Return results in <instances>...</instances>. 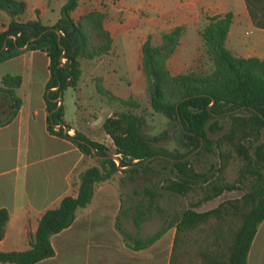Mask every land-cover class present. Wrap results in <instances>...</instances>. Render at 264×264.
<instances>
[{"label": "trees", "instance_id": "16d2710c", "mask_svg": "<svg viewBox=\"0 0 264 264\" xmlns=\"http://www.w3.org/2000/svg\"><path fill=\"white\" fill-rule=\"evenodd\" d=\"M244 2L252 23L264 28V0ZM77 5L78 0H66L58 19L48 24L39 16L17 20L27 7L24 0H0V10L11 17L8 28L0 31V62L21 53L23 49L19 47L34 36L26 49H40L49 57L44 92L47 129L71 139L84 155L97 159V163L78 172L79 185L75 192L65 194L56 207L44 211L36 231L29 234V247L0 250V262L31 264L52 256L55 251L51 235L70 225L77 208L91 202L97 182L109 179L120 169L130 175L140 170L149 171L153 160L164 157L171 163L172 174L166 175L159 186L153 182L134 189L137 194L131 203L134 225L139 228L155 210L162 209L159 199L165 192L186 197L196 194L198 198L180 212L168 214L167 225L135 246L152 242L166 227L175 226L169 264H246L252 239L264 220V58L239 55L226 44L232 11L210 16L200 30L212 62L209 70L170 71L167 59L178 45L184 25L177 24L162 32L158 44L146 38L141 44V67L151 107L177 121L181 141L198 149L196 155L215 154L218 164L211 163L198 170L186 157V152L159 143L165 132L152 137L146 135L143 131L145 116L132 109L139 105L137 100L113 93L98 77L95 88L99 94L129 105L127 109L108 115L102 122V129L115 146L113 153L120 154L118 165L114 158L107 156L112 153L104 142L78 129H74L73 134L68 132L73 126L64 118L63 101L60 104L58 101L67 87H77L82 59L108 53L113 42L112 34L104 26L106 13L87 9L74 19L72 11ZM4 41V48H1ZM61 56L65 58L64 65ZM20 84V74L2 76L0 91L8 99V114L5 118L0 116V125L17 114L22 102L16 92ZM57 124L59 127L55 128ZM64 125L68 130L65 131ZM229 167L236 170L235 181L249 180V189L211 208L197 210L195 206L201 202L236 187V183L226 177ZM8 216V210L1 207L0 239L5 233Z\"/></svg>", "mask_w": 264, "mask_h": 264}, {"label": "crops", "instance_id": "0c3cea01", "mask_svg": "<svg viewBox=\"0 0 264 264\" xmlns=\"http://www.w3.org/2000/svg\"><path fill=\"white\" fill-rule=\"evenodd\" d=\"M24 1L27 7L16 17L17 20L26 21L39 16L48 24L58 19L61 6L65 2H60L57 11L54 12L50 0ZM79 3L80 0L72 11L74 19H78L87 10H80ZM49 11L54 12L52 18L49 17ZM227 11L233 12V19L226 44L239 55L264 58V28L252 23L244 0L235 11L214 1L201 10L182 7L177 24L185 26V23L196 17L198 12L204 13L208 21L209 16ZM8 18L10 19V16ZM241 19L250 25L253 31L245 29L244 32L236 30L233 33L232 24L239 23ZM243 33L248 36H242ZM28 55L32 63L30 65L26 64ZM40 58L42 66L33 64ZM14 59L21 61V69L5 71L0 75V82L5 73L21 75V84L16 88V92L22 100L15 117L0 125V208L5 207L9 213L5 233L0 239V250L28 248L29 234L36 231L44 211L56 207L65 194L77 190L78 172L88 166L84 160L85 155L71 139L47 129L44 92L49 76V57L46 52L40 49H23L21 53L0 63ZM103 60L105 54L93 59H82V72L85 70V64L96 67ZM40 69L41 81L37 86L35 73ZM98 77H101V82L105 85V74H91L92 81L96 82ZM65 120L70 123L66 118ZM74 129L77 128L73 126L70 129L71 134ZM94 195L96 191L93 197ZM93 197L87 206L77 208L75 218L70 225L51 235L55 253L31 264L170 263L175 226L166 227L154 241L139 247L135 246L138 241L147 239L167 225L168 212L162 215L154 211L137 228L133 223L134 210L131 208V203L128 207H124L121 199L118 198L110 205L103 202L106 197L101 199ZM103 214H105V224L103 219L100 220ZM89 215V219L83 220V217ZM79 222L81 224H77ZM0 264L9 263L0 262ZM246 264H264V220L259 223L252 239Z\"/></svg>", "mask_w": 264, "mask_h": 264}, {"label": "rangeland", "instance_id": "374dc122", "mask_svg": "<svg viewBox=\"0 0 264 264\" xmlns=\"http://www.w3.org/2000/svg\"><path fill=\"white\" fill-rule=\"evenodd\" d=\"M66 0H50L54 12L57 11L60 2ZM220 3L224 7L236 10L243 0H80V10L99 9L106 13L105 27L113 36L112 47L108 53H105V60L96 67L85 64V70L77 83V89L69 86L62 96L64 104V116L71 125L80 131H84L92 139L104 142L112 154L115 146L111 137L102 129L103 120L113 112L129 108V105L109 98L107 95L99 94L95 88V81L91 80V74H105V86L121 97L132 96L139 105L132 109L145 116L143 131L146 135L164 133V138L159 143L178 152H186V157L190 158L196 169H205L211 163L218 164V157L215 154L196 155L198 149L193 145L189 146L181 141L182 133L178 123L170 119L163 113L155 111L149 100L147 81L141 67L142 42L150 37L154 44L161 41V34L171 29L177 24L181 17L180 8H191L192 10H201L211 2ZM53 11H49L53 17ZM180 12V14H179ZM196 17L185 23V29L180 37L179 43L173 53L167 59V65L172 73L184 72L190 69L209 70L212 62L206 52L202 36L198 30L202 29L208 21L204 13L198 12ZM215 15V14H214ZM10 16L5 10H0V31L6 30ZM212 16V15H211ZM11 18V17H10ZM5 27V29H2ZM247 29L253 31L250 25H247L243 19L240 22H234L231 31L242 32ZM199 30V31H200ZM246 37L247 34H242ZM26 64H32L30 55L27 56ZM65 61V58L63 59ZM33 64L42 66L41 58ZM22 67L21 61L14 59L6 63H0V75L5 71L19 70ZM103 71V72H102ZM36 85L41 81V69L36 73ZM8 114V99L0 91V116L5 118ZM70 130V129H69ZM68 132L71 134V131ZM74 133V132H73ZM264 137V130H263ZM191 142L192 139L187 137ZM120 156V154H117ZM86 165L97 163L95 156L85 155ZM117 161V160H116ZM151 170L138 172L130 175L128 172L116 171L112 177L105 181H99L95 185L96 195L94 199L105 198L103 202L113 204L112 201L121 199L122 205L128 207L132 200L137 197L134 189L142 188L144 185H150L153 182L159 186L166 175L172 174L171 163L164 157L157 158L151 162ZM237 173L235 168L229 167L226 177L231 182L236 183V187L225 189L218 196L201 202L196 205L197 210H205L217 205L220 201L240 196L249 189V180L243 182L235 181ZM198 198L196 194H190V197L179 194L165 192L159 199L161 210H155L159 214H168L180 212V210L195 201ZM97 211V210H96ZM90 215L83 217V220L89 219ZM103 219V220H102ZM105 224V214L100 217ZM160 222V221H158ZM102 223V222H101ZM81 224V222L77 223Z\"/></svg>", "mask_w": 264, "mask_h": 264}, {"label": "water", "instance_id": "95a60500", "mask_svg": "<svg viewBox=\"0 0 264 264\" xmlns=\"http://www.w3.org/2000/svg\"><path fill=\"white\" fill-rule=\"evenodd\" d=\"M13 36L15 37V35H13ZM33 38H34V36H31V37L28 39V41L26 42V44L23 45V46H20L19 48H20V49H26L27 46H28L29 41H30L31 39H33ZM58 40H60V34H59ZM5 41H6V40H5ZM5 41H4V44H3V46H2L1 48H4ZM60 45H61V43H60ZM62 58H63V57L61 56V61H62L61 64L64 65V60H63ZM58 101H59V104H60V103L62 102V98H58ZM236 110H238V109H236ZM58 127H59V124H58ZM64 129H65V131H66V130H68V127L64 125ZM91 149H92V152H93L94 154H96V150H95V148H94L93 146L91 147ZM97 156H98V157H102V156H99V155H97ZM107 156H110V157L114 158L115 160H117V163H118V165H119L120 157H119L117 154H108Z\"/></svg>", "mask_w": 264, "mask_h": 264}, {"label": "built area", "instance_id": "2783aa9c", "mask_svg": "<svg viewBox=\"0 0 264 264\" xmlns=\"http://www.w3.org/2000/svg\"><path fill=\"white\" fill-rule=\"evenodd\" d=\"M62 59H64V57H63ZM55 128H58V124H57V125H55ZM69 131H70V130H69Z\"/></svg>", "mask_w": 264, "mask_h": 264}]
</instances>
